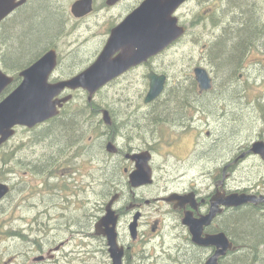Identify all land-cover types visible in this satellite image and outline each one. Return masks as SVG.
<instances>
[{"label": "flooded vegetation", "instance_id": "af4514ba", "mask_svg": "<svg viewBox=\"0 0 264 264\" xmlns=\"http://www.w3.org/2000/svg\"><path fill=\"white\" fill-rule=\"evenodd\" d=\"M192 1L186 0L180 8L186 7ZM209 1L204 0V4ZM216 1L218 5L213 8L211 15L217 9L221 13L216 19H212V22L218 20L223 26L224 33L230 24H234V10L228 6L224 14L219 3H226L227 0ZM261 25L264 23L259 16V25H256L257 29L259 28V35L250 36V39L255 40L248 45L240 59L239 70L250 69L244 81L234 78V81L217 83L213 72L198 66L194 67L191 75L184 73L172 80L168 72L169 63H165L164 57L170 48L179 43L186 33L185 29L184 35L161 53L129 69L104 86L101 90L140 70L142 73L145 72L141 83L147 90L150 88L148 80L150 74L165 78L160 96L149 104H145V98L143 100L148 113L132 116L136 124L132 125L135 128L130 129L131 132L123 131L122 124L120 127L116 125L110 136L105 133L104 142L112 143L114 138L117 149L112 154L116 161L109 165L121 170L122 174L116 179L113 192L98 195L99 202L94 206V216L83 215L81 222L68 220L64 227L57 228V232L63 231L65 234L61 241L54 237L49 238L51 232L49 227L36 228L35 239H23L24 243L34 248L25 246L23 253L16 252L18 258L12 259V262L10 258L8 261H0V264H59L58 255L68 244L75 242L74 227L81 229V237L97 241V246L87 251L86 255L89 256L87 261L114 264L115 260L110 256L106 237L97 235L94 229L96 223L104 216L110 201L111 209L117 216L115 231L117 247L122 253L121 264H207L221 250L217 245L209 243V240L219 234L228 240L232 249L218 257L217 264H233V261H240L238 255L246 247L234 239L235 216L244 213L258 214L264 218V156L252 151L255 144H261L264 148V28ZM212 37H215L214 44L224 39L222 33L210 35V38ZM250 54L260 58L252 61L248 58ZM96 56L82 67H85L83 70L74 73L79 74L86 70L96 60L98 57ZM209 61H213V55ZM242 62L244 65L240 68ZM57 67L58 64L55 71ZM199 68L205 71L204 77L201 78L204 79L206 76L209 81L206 90L200 89L195 75V69ZM238 78L244 76L238 74ZM68 79L64 76L52 77L50 82ZM254 88L258 89V93L250 97L245 91ZM178 89H185L186 92L190 89L194 95L182 100L184 102L181 104L180 113L169 115L167 120L153 121L149 115L152 107L161 98L166 101L167 96L176 93ZM78 91L82 90H65L59 98L72 95L73 99V94ZM72 99L63 104L60 110L65 111ZM92 101L93 98L90 102L87 100V105L95 117L101 116V120L97 121L101 127L105 125L102 120V112L105 110L100 108L95 110ZM72 111L80 113L83 107ZM109 113L111 115V112ZM243 119L249 120L247 125L250 131L245 137H241L238 131L239 135L235 137L233 132H236L237 122ZM111 126L114 127V123ZM161 126L167 127L166 132L169 136L167 145L175 146V149L180 147V154L167 152L163 155L158 152L162 147L161 143H166V140H161L162 137L156 138L150 130L154 131L153 127L156 130L161 129ZM80 138L83 139L84 136ZM75 142L77 144L79 141ZM141 153H148L150 156L148 165L151 169V178L147 182L132 186L129 175L135 170L136 164L129 159V155ZM156 154H159L166 164L162 172L157 171ZM67 172L68 176L73 173L69 165ZM235 196L250 197L253 201L239 208L219 206L220 212L202 223L203 219L210 216L215 197ZM191 223L201 225L191 229L189 226ZM90 230H93V233H90ZM31 251L39 256L32 259ZM84 251L86 250H82V253ZM83 264H86L85 259Z\"/></svg>", "mask_w": 264, "mask_h": 264}, {"label": "rangeland", "instance_id": "374dc122", "mask_svg": "<svg viewBox=\"0 0 264 264\" xmlns=\"http://www.w3.org/2000/svg\"><path fill=\"white\" fill-rule=\"evenodd\" d=\"M27 1L30 3L35 0ZM76 1L78 0H59L63 25L51 44V48L56 50L57 63L59 62L51 78L64 76L68 79L67 77L78 74L74 73L75 71L83 70L85 68H82L83 66L87 65L94 56L100 54L109 37V30L122 22L144 0H122L114 7H107L106 0H92V12L81 19L74 18L70 12L71 5ZM204 3V0H193L175 14L179 24L186 29V33L164 57L165 63H169L168 72L172 80L184 73L191 75L194 67L198 66L213 72L217 83H222V75L218 73L215 63L209 61L211 59L209 51L213 48L215 38H210V35H218L223 31V26L218 20L212 22V19H216L221 12L217 9L211 15L213 8L218 5L216 0ZM224 5L225 2L219 3L221 11L224 10ZM261 19L264 23V13L260 15ZM47 25L48 22L44 21L41 27ZM261 26L264 28V25ZM32 38L35 39L34 36ZM2 55L3 46L0 42L1 69ZM248 58L253 61L260 57L250 54ZM243 65L244 62L240 68H243ZM249 70L238 68L233 77L238 81H244L248 77ZM7 74L13 76L9 72ZM143 74L145 72L142 73L140 70L124 77L115 84L105 87L93 97V108L111 112L110 119L114 127L108 128L109 126L102 125L98 128L97 121L101 120V116L95 117L94 112L87 105L88 96L82 90L73 94V99L65 111L83 107L84 112H92L94 117L92 120L82 121L84 138L75 146L70 147V143L58 152L46 147L47 144L35 141L38 138L36 136L41 135L50 127L39 126L31 131L18 129L8 144L0 148V183L8 185L11 189L7 198L0 203V261H8L10 258L12 262V259L18 258L16 252L23 253L25 246L34 248L24 243L23 239H35L38 227H49L51 230L49 238L54 237L61 241L65 234L63 231L57 232V228L64 227L68 220L79 223L83 215L93 216V207L99 202L98 195L113 192L115 181L122 173L121 170H117V174L109 181V170L113 169L109 163L116 159L112 157V153L107 152L108 142H104L103 137L105 133L110 136L116 125L120 127L124 124L123 131L131 132L130 129L135 128L132 125L136 124L132 116L148 113L147 106L143 102L148 91L141 83ZM238 74H242L244 78H238ZM245 92H248L250 97L256 96L258 89H248ZM248 123V119L237 122L238 126H244L238 130L241 137H245L250 131ZM160 128L156 130L153 127L154 131L150 130L156 138L162 137L161 140H166V143H161L162 147L158 152L163 155L167 152L180 154L179 146L175 149V146L167 145L169 138L166 132L167 127L161 126ZM137 133L140 132L137 131ZM124 139L127 140V138ZM136 140L139 139L136 138ZM112 144L115 146L114 138ZM43 155H47L49 159L47 163L38 161ZM156 159L158 161L157 171L162 172L166 164L159 154H156ZM68 165L73 170L71 176H68ZM74 231L76 232L75 242L68 244L65 250L58 255V263L83 264V259H85L86 264H97L95 261H87L89 256L86 255L87 251L97 246V241L81 237L80 228L74 227ZM89 232L93 233V230ZM82 250L86 251L82 253ZM30 255L32 259L39 256L35 255L34 251H31Z\"/></svg>", "mask_w": 264, "mask_h": 264}, {"label": "water", "instance_id": "95a60500", "mask_svg": "<svg viewBox=\"0 0 264 264\" xmlns=\"http://www.w3.org/2000/svg\"><path fill=\"white\" fill-rule=\"evenodd\" d=\"M121 0H106L107 7H113ZM186 0H144L136 9L129 13L122 22L111 29L109 37L96 60L83 72L72 78L51 83L50 78L57 66L56 50L51 48L42 54L34 63L21 70L18 77L21 82L6 96L2 95L12 85L14 78L0 68V147L6 144L16 134L18 128L33 129L59 115L63 104L72 99V95L64 98L59 96L65 91L84 90L90 102L93 96L111 81L118 78L129 69L136 67L149 58L154 57L180 39L185 28L179 25L176 11ZM27 0H0V24L24 6ZM93 10L92 0H78L71 5L70 12L76 19L88 16ZM195 75L201 90L208 88V78L204 77L203 69H195ZM150 88L145 96V104H149L160 96L165 83L163 76L150 74ZM102 120L106 126L112 122L107 111L102 112ZM109 153L117 149L109 142L106 146ZM252 151L264 156L261 144H255ZM148 153L129 155L135 162V170L129 175L132 186L147 182L151 178L148 165ZM10 191L6 184L0 183V202ZM253 199L250 197H215L211 218L220 212L219 206L242 207ZM112 201L107 205L104 216L96 223L97 235L106 237L111 258L114 264H121L122 253L116 242L117 216L111 209ZM201 223L189 224L191 229ZM198 241V239H196ZM209 243L217 245L221 250L207 264H217V258L232 249L226 238L219 234Z\"/></svg>", "mask_w": 264, "mask_h": 264}, {"label": "trees", "instance_id": "16d2710c", "mask_svg": "<svg viewBox=\"0 0 264 264\" xmlns=\"http://www.w3.org/2000/svg\"><path fill=\"white\" fill-rule=\"evenodd\" d=\"M58 4L59 0H35L30 3L27 1L23 7L13 13L17 12L14 17L10 18L12 14L0 25V42L3 46L2 69L14 77L12 85L5 94L19 83L20 79L16 73L34 63L43 51L51 48L54 38L63 25ZM228 6L234 10V24H230L224 33L222 32L223 41L216 42L210 51L211 58L212 54L214 56L213 62L217 71L222 75V83L234 81L233 72L239 67L240 59L248 45L255 40V38L250 39V36L259 35V28L257 29L256 25H259V16L264 13V0H227L224 7ZM44 21L48 22V25L41 27ZM193 95L190 89L188 92L185 89H178L176 93L167 96L166 101H162L161 98L152 107L149 115L152 116L153 121L167 120L169 115L181 112L183 99ZM91 113L61 111L56 118L34 128L50 126L47 131L36 136L38 138L35 141L47 144L46 147L58 152L70 143V147H73L76 145V140L82 139L80 138L84 133L82 121L93 119ZM243 127L236 126V132H233L235 137L239 135L238 130ZM38 161L47 163L49 159L47 155H43ZM109 171L110 178H108L111 181L117 174V169L113 167ZM234 230L235 241L242 242L246 249L238 255L240 261H233V264H264V218L262 219L258 214H238L235 216Z\"/></svg>", "mask_w": 264, "mask_h": 264}, {"label": "bare ground", "instance_id": "6f19581e", "mask_svg": "<svg viewBox=\"0 0 264 264\" xmlns=\"http://www.w3.org/2000/svg\"><path fill=\"white\" fill-rule=\"evenodd\" d=\"M50 49H51V48H50ZM108 114H109V116H110V113H108ZM7 144H8V143H7ZM94 211H95V210H94V207H93V211H92V212L94 213ZM26 239H27V238H26Z\"/></svg>", "mask_w": 264, "mask_h": 264}]
</instances>
